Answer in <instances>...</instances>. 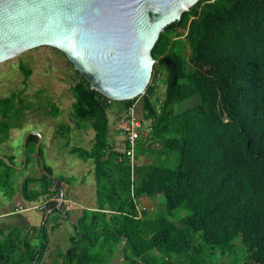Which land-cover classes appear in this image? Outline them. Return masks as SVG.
Masks as SVG:
<instances>
[{
	"label": "trees",
	"instance_id": "16d2710c",
	"mask_svg": "<svg viewBox=\"0 0 264 264\" xmlns=\"http://www.w3.org/2000/svg\"><path fill=\"white\" fill-rule=\"evenodd\" d=\"M179 40L190 47L189 56L183 46L181 52L174 49ZM152 55L156 62L145 93L125 100L92 88L74 67L71 114L78 128L92 126L95 134L91 147L74 145L69 151L92 161L97 206L83 210L76 223L83 227L80 239L71 235L74 244L66 251L58 248L57 256L62 264H103V247L92 246L100 242L113 253L123 241L127 264H264V0H198L165 27ZM162 66L167 79L160 100ZM22 68L28 78L31 69ZM17 94L0 97L1 140L30 107ZM139 99L152 130L137 139L136 159L147 154L157 160L132 168L110 136L108 110L113 103L137 108ZM190 99L195 101L177 109ZM70 129L61 123L58 130ZM37 140L36 134L28 136L27 165ZM6 155L17 163L15 154ZM44 168L53 173L45 162ZM55 178L42 171L23 180V195L29 200L51 196L47 207L52 210L44 230L41 224L33 236L18 225L8 231L0 227V264L41 263L50 241L48 223L54 230L60 218L69 217L58 204L59 183L65 188L69 181ZM132 191L161 199L160 212L149 215L144 209L139 216ZM181 209L188 212L181 215ZM224 255L228 260L220 259Z\"/></svg>",
	"mask_w": 264,
	"mask_h": 264
},
{
	"label": "rangeland",
	"instance_id": "374dc122",
	"mask_svg": "<svg viewBox=\"0 0 264 264\" xmlns=\"http://www.w3.org/2000/svg\"><path fill=\"white\" fill-rule=\"evenodd\" d=\"M178 31H181V28H178ZM182 46L183 53L189 56L190 47L186 44L183 45L182 40L174 45V49L181 52ZM22 66L31 69L32 72L28 78H26ZM74 67L60 49L51 45L30 48L0 63V97L16 92L18 99L21 98L25 104L30 105V107L24 108L23 115L17 121V125L10 128V136L4 140L0 139V153L15 154L16 165H20L23 136L30 129H38L42 133L40 142L42 153L40 154L44 162L52 166L53 176H64V180L69 181V183L64 181L65 188L63 186L62 188L66 195L62 200H60V195L58 202L60 205L64 204L62 208L68 211L69 217L60 218V224L54 230L51 228V223H48L50 241L40 264H62V258L57 256L56 251L58 248L66 251L74 244L70 234L76 235L80 239L78 232L83 227L79 223L76 225L78 218L85 208L95 209L97 206L96 179L92 161L84 160L78 154L69 151V148L74 145L91 147L95 134L92 126L78 128L76 120L71 114L74 100L72 92V85L75 83ZM160 68L161 73L156 93L162 100L165 97L167 70L164 66ZM194 101L195 99H190L177 104V109L184 108ZM54 105L59 108L57 112L55 110L52 112ZM137 110L139 114L143 115L144 109L140 104V99L137 102ZM124 111L118 103H113L108 110L111 125L110 136L116 139V148L119 150L123 149L124 142L119 134L118 115L123 114ZM61 123L71 127L67 134L59 132ZM68 138L69 144L67 145ZM28 155L31 157L30 164L21 169L16 166L9 169L7 162L6 164L0 162V213L8 212V214L0 216V227L6 231L13 225H19L29 229L30 233L36 232L37 227L42 224L46 210L49 209L47 207L44 211L33 208L12 213L15 206L41 205L51 199V196L40 195L36 199L29 200L23 195V180L30 175L41 176L42 174L41 167L37 163L39 156L36 151V143L33 150L29 148ZM155 160H157L155 156L141 154L137 162ZM7 171L9 176H3ZM36 186L38 188L39 184L37 183ZM55 197L57 194L52 199ZM161 198L164 202L163 195ZM136 200L146 206L149 215H156L161 210L159 209L161 208V199L155 201L149 196L142 195L137 196ZM187 212L188 209H181L179 214ZM102 247L103 264H127L123 252V241L113 250V253L108 250V245L100 242L94 244L92 249L96 251ZM220 259L228 260V256H221Z\"/></svg>",
	"mask_w": 264,
	"mask_h": 264
},
{
	"label": "water",
	"instance_id": "95a60500",
	"mask_svg": "<svg viewBox=\"0 0 264 264\" xmlns=\"http://www.w3.org/2000/svg\"><path fill=\"white\" fill-rule=\"evenodd\" d=\"M197 1L0 0V63L30 48L51 45L68 57L92 88L114 100L134 98L145 92L151 80L156 62L152 49L160 33ZM165 62L175 67L172 58ZM30 134L38 136L36 151L42 171L56 182L44 168L38 129L24 134L20 165L3 153L0 159L24 168ZM59 185L62 200L64 191ZM51 210L45 212L43 230Z\"/></svg>",
	"mask_w": 264,
	"mask_h": 264
},
{
	"label": "built area",
	"instance_id": "2783aa9c",
	"mask_svg": "<svg viewBox=\"0 0 264 264\" xmlns=\"http://www.w3.org/2000/svg\"><path fill=\"white\" fill-rule=\"evenodd\" d=\"M145 93V92H144ZM143 94V93H142ZM118 129H119V134L122 137V140L124 142V147L122 152H124L130 160L131 167L133 168L135 163L137 162L136 159V145H137V139L138 138H144L147 137L151 130H152V120L151 118H147L141 114L138 113V110L133 104L130 106L128 109L124 111L123 114L118 119ZM145 135V136H144ZM119 159H122V156L119 157ZM132 177H134L132 175ZM132 196L134 200L136 201V208L138 211V215L140 216L142 211L146 209V206L143 205L142 203H139L136 200V195L132 191ZM47 202H43L41 205L33 204L29 206H17L14 211H24L28 209H41L44 210L47 208Z\"/></svg>",
	"mask_w": 264,
	"mask_h": 264
},
{
	"label": "crops",
	"instance_id": "0c3cea01",
	"mask_svg": "<svg viewBox=\"0 0 264 264\" xmlns=\"http://www.w3.org/2000/svg\"><path fill=\"white\" fill-rule=\"evenodd\" d=\"M37 163L39 164V166H40V162H39V158L37 159ZM30 164V163H29ZM41 170H42V168H41ZM96 182V181H95ZM97 196V195H96ZM134 199V198H133ZM135 201V200H134ZM96 203H97V198H96ZM135 203H136V201H135ZM19 206V205H18ZM15 207H17V206H15ZM87 208H89V207H87ZM89 209H91V208H89ZM18 211H12V213H17ZM22 212V211H21ZM65 212V210L63 209L62 210V213H64ZM5 214H8V212H3V213H0V216H4ZM44 218V217H43ZM13 226H15V225H13ZM19 226V225H18ZM33 234H32V236L34 235V234H36V232H32ZM70 236H71V234H70Z\"/></svg>",
	"mask_w": 264,
	"mask_h": 264
},
{
	"label": "flooded vegetation",
	"instance_id": "af4514ba",
	"mask_svg": "<svg viewBox=\"0 0 264 264\" xmlns=\"http://www.w3.org/2000/svg\"><path fill=\"white\" fill-rule=\"evenodd\" d=\"M175 67H176V63H175ZM175 67H174V68H175ZM62 210H63V209H62Z\"/></svg>",
	"mask_w": 264,
	"mask_h": 264
}]
</instances>
